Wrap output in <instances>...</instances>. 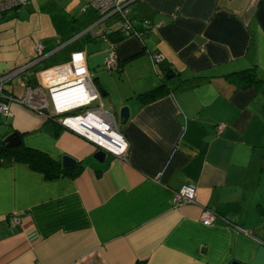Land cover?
<instances>
[{"label":"crops","instance_id":"obj_1","mask_svg":"<svg viewBox=\"0 0 264 264\" xmlns=\"http://www.w3.org/2000/svg\"><path fill=\"white\" fill-rule=\"evenodd\" d=\"M87 9L79 14L89 23L49 39L35 64L37 54L2 14L0 73L17 70L3 92L22 95L41 71L82 52L117 124L129 107L118 125L126 156L100 162L87 140L9 102L1 139L18 132L26 146L69 155L82 168L46 179L25 162L0 159V264H264V0H135L130 18L142 34L117 41L118 25L104 24L116 14L97 25L98 12L91 23ZM111 47L119 69L105 66ZM248 67L259 85L239 88L224 76ZM162 79L167 93L137 96ZM184 184L195 186V202L174 206ZM204 206L216 214L209 226L199 221Z\"/></svg>","mask_w":264,"mask_h":264},{"label":"built area","instance_id":"obj_2","mask_svg":"<svg viewBox=\"0 0 264 264\" xmlns=\"http://www.w3.org/2000/svg\"><path fill=\"white\" fill-rule=\"evenodd\" d=\"M84 7H92L98 12L95 24L108 17L113 12L119 14L117 25L120 33L125 36H141L142 30H135L131 22L132 0H81ZM27 0H0V15L19 8ZM142 28H151L143 22ZM100 35L107 39L104 29L98 28ZM115 42L111 43L114 47ZM110 48L105 61L109 69L115 68L118 59L113 48ZM37 58L44 56V47L37 45ZM163 55L156 54L153 61L161 63ZM16 69L0 73V113L9 115V102L17 103L28 110L45 115L59 124L64 129L87 140L97 150H103L106 154L125 158L128 150V141L119 130L115 116L111 110L104 108L99 90L94 85L93 79L86 69L82 52L74 54L68 64L57 65L41 71L42 80L37 85H27L22 95H6L3 92L5 81L14 75ZM223 124L217 125V130L223 128ZM195 186L182 185L172 197V204L180 206L195 202ZM213 208L204 206L199 215V221L206 226L215 219ZM19 220L13 219L12 223Z\"/></svg>","mask_w":264,"mask_h":264},{"label":"rangeland","instance_id":"obj_3","mask_svg":"<svg viewBox=\"0 0 264 264\" xmlns=\"http://www.w3.org/2000/svg\"><path fill=\"white\" fill-rule=\"evenodd\" d=\"M83 7L81 0H27L19 8L4 13L2 21L8 22L21 46H27L37 54V45L43 46L49 39L56 40L58 36L67 37L89 23L85 14H79ZM96 12L92 7L87 9L86 13L92 15L91 23L96 18ZM118 18L119 14H116L104 24L114 23L116 26Z\"/></svg>","mask_w":264,"mask_h":264},{"label":"trees","instance_id":"obj_4","mask_svg":"<svg viewBox=\"0 0 264 264\" xmlns=\"http://www.w3.org/2000/svg\"><path fill=\"white\" fill-rule=\"evenodd\" d=\"M117 32L119 33V37H117L115 41L120 38L127 37L124 33H120L119 29ZM120 66L121 64H117V69H119ZM169 73H171V70ZM165 76H169V74L166 73ZM224 76L227 80H229V82L239 88L257 86L262 82L261 78L255 71V67L231 71L226 73ZM168 90L169 89L165 79H162L159 84L144 92L138 93L137 96L142 101H150L164 95L168 92ZM57 125L58 128H61L59 124ZM6 156L13 157L17 161L27 163L32 169L42 173L46 179H54L61 176L75 177L79 174L82 168V165L79 163L71 168H63L61 160L55 159L39 149L26 146L22 141H20V143L16 146L8 147L3 143V139L0 138V159Z\"/></svg>","mask_w":264,"mask_h":264},{"label":"water","instance_id":"obj_5","mask_svg":"<svg viewBox=\"0 0 264 264\" xmlns=\"http://www.w3.org/2000/svg\"><path fill=\"white\" fill-rule=\"evenodd\" d=\"M135 0H132L130 2L129 5H131ZM114 14H117L116 12H113L112 14H110L108 17L114 15ZM108 17H106L105 19L103 20H106ZM102 20V21H103ZM101 21V22H102ZM100 22V23H101ZM43 57L41 58H38L35 60L34 64L37 63L38 60H41ZM167 77H172V76H167ZM100 92H103V89H100ZM129 116H130V112H129V107L128 106H122L119 110V116H118V125L121 126V125H124L128 119H129ZM20 138H19V133L18 132H13L11 134H9L8 136H6L4 139H3V143L6 145V146H16L20 143ZM106 152L103 151V150H97L94 154H93V157L102 162L105 157H106ZM77 161L72 158L71 156L69 155H63L61 157V165L63 168H71L73 167L74 165H76ZM231 264H235V262L231 263Z\"/></svg>","mask_w":264,"mask_h":264}]
</instances>
